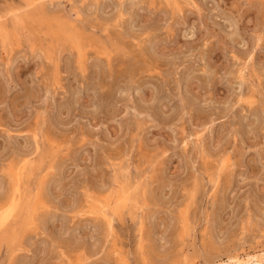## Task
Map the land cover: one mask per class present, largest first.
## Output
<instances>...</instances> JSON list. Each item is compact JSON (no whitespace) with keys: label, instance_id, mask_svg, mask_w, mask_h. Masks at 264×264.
<instances>
[{"label":"rangeland","instance_id":"374dc122","mask_svg":"<svg viewBox=\"0 0 264 264\" xmlns=\"http://www.w3.org/2000/svg\"><path fill=\"white\" fill-rule=\"evenodd\" d=\"M39 2L0 0V205L23 177L0 264L263 251L264 0Z\"/></svg>","mask_w":264,"mask_h":264},{"label":"snow or ice","instance_id":"6c2138e0","mask_svg":"<svg viewBox=\"0 0 264 264\" xmlns=\"http://www.w3.org/2000/svg\"><path fill=\"white\" fill-rule=\"evenodd\" d=\"M28 7H43V4L37 0L36 4L29 5ZM177 9H179L181 6L179 4L174 5ZM192 7H195V5H192ZM231 23V20L229 16L226 14L225 15V24ZM228 32L231 35H235V33L232 31V29H228ZM262 38H264V34H262ZM235 59V57H233ZM251 57H249V60ZM241 79H243L244 72L241 71L239 73ZM243 103L251 104L253 101L251 99L249 100H243ZM24 163H27L25 161ZM228 163L227 160L222 162L220 164V168L223 169L226 164ZM20 177H17V183L19 182ZM113 188L114 190L109 193L110 197L114 200V204L112 205V217L115 218V215L117 213H125L129 210L130 206L134 203V196L136 195L137 189L132 188L131 186L125 187L120 181L114 180L113 181ZM16 191H19V188L17 187ZM17 204V201L15 199V194H13V200L12 204L9 205V207L3 211H0V227H2L5 223V220L10 218L12 214L15 211V205ZM107 219V217H105ZM109 230L111 229V221L108 222ZM228 264H233V262L229 261ZM261 264H264V259H262Z\"/></svg>","mask_w":264,"mask_h":264},{"label":"bare ground","instance_id":"6f19581e","mask_svg":"<svg viewBox=\"0 0 264 264\" xmlns=\"http://www.w3.org/2000/svg\"><path fill=\"white\" fill-rule=\"evenodd\" d=\"M81 4V3H80ZM85 8V7H84ZM52 11V10H51ZM9 16V15H8ZM1 18V17H0ZM6 20V19H5ZM1 21V20H0ZM2 23V22H1ZM68 32H69V37L70 38H72V39H74V37H75V35L73 34V32H71V30H68ZM12 53V52H11ZM50 88V87H49ZM54 88V87H53ZM51 121V120H50ZM34 136V135H33ZM198 155V154H197ZM23 161H25V160H23ZM25 164H27V163H25ZM24 164V165H25ZM23 166V165H22ZM2 172V171H1ZM21 174L20 173H17L15 176H14V178H13V180H12V178H11V182H10V189H9V191L7 192V194H6V197H5V199H3V198H1V199H3V200H5V201H3L2 203L3 204H1L0 205V211H3V210H5V209H7L8 207H9V205H11L12 204V200H13V194H15V199H16V201H17V204L15 205V211H14V213L12 214V216L10 217V218H8V219H6L5 220V223H4V225L2 226V227H0V233H5L7 230H8V228L12 225V220L16 217V214L18 213V207H19V200H20V197H21V195H20V186H21V179H23V177L21 178V176H20ZM13 176V175H12ZM20 177V179H19V182L17 183V177ZM10 177V176H9ZM5 180H6V178H5ZM24 181V180H23ZM51 183V182H50ZM22 185H24L23 183H22ZM17 187L19 188V191H16V189H17ZM5 189V188H4ZM23 192V191H22ZM26 192V191H25ZM139 197V196H138ZM32 201V200H31ZM105 203V202H104ZM21 204V203H20ZM31 204H33V202L31 203ZM34 204H35V202H34ZM75 204V203H74ZM28 205V204H27ZM110 205V204H109ZM26 206V205H25ZM32 206V205H31ZM76 206V205H75ZM33 207H35V205L33 206ZM74 207V206H73ZM107 207H108V205L106 206V204H105V206L102 208V209H100V211H99V213L101 214V215H103V217L105 218V217H107V220H106V223H104V224H106L105 225V230H107V233H108V231H110L109 230V226H108V222L109 221H111L112 222V220H111V217L109 218V216H108V209H107ZM29 208V207H28ZM35 210V209H34ZM95 211V210H94ZM34 212V211H33ZM35 213V212H34ZM80 215V214H79ZM112 216V215H111ZM31 217V216H30ZM34 218V217H33ZM15 224V223H14ZM111 226H112V224H111ZM14 227V226H13ZM14 229V228H13ZM19 229V228H18ZM8 231H10V230H8ZM18 231H20V230H18ZM111 232V231H110ZM15 234V233H14ZM106 238V237H105ZM42 246H43V244H42ZM256 250V249H255ZM208 257V256H207ZM80 258V257H79ZM229 259L231 260V261H233V264H261V262H262V259H264V250L263 251H261L260 250V252H257V253H252V254H247V255H244V256H239V255H234V256H231V257H229ZM189 260V259H188ZM84 263V262H83ZM221 264H225V261L223 262V263H221Z\"/></svg>","mask_w":264,"mask_h":264}]
</instances>
